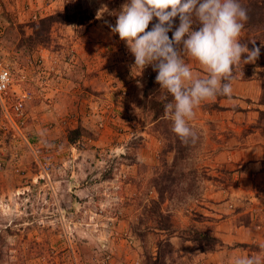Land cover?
Returning a JSON list of instances; mask_svg holds the SVG:
<instances>
[{
	"label": "rangeland",
	"instance_id": "374dc122",
	"mask_svg": "<svg viewBox=\"0 0 264 264\" xmlns=\"http://www.w3.org/2000/svg\"><path fill=\"white\" fill-rule=\"evenodd\" d=\"M128 2L0 0V63L11 73L14 89L19 86L31 95L20 117L8 108L14 94L6 109L0 107V264H143L147 254L155 255L157 242L169 235L154 231L161 221L146 212L156 198L152 179L173 158L142 105L150 70L141 72L134 65L126 43L109 27ZM63 11L84 13L91 24L77 26L75 20L55 26L54 49L28 52L16 26ZM156 22L154 18L147 30ZM23 31L30 34L26 26ZM252 41L241 32L240 42L249 50ZM259 46L264 61V46ZM187 63L197 69L191 58ZM255 63H242L233 72L244 80ZM257 68L264 79V66ZM158 93V99L167 101L164 89ZM212 104L202 102L195 109L189 124L199 131L201 143L179 161L186 179L175 197L160 206V213L169 216L176 264H204L214 255H219L218 264H229L232 258L264 264V246L255 240L257 232H264V198L257 194L240 201L228 195L221 202L225 217L239 219L229 218L222 231L233 237L229 245L203 231L220 244L211 254H198L195 244L184 241L187 231L198 229L177 225L181 219L199 220L217 205L208 202L210 190L223 195L228 190L224 186L248 175L247 166L232 170L233 155L242 147L236 149L235 141H227L231 138L216 139L212 123L209 140L221 151L203 150L204 132L193 122L200 113L216 115ZM77 127L81 138L68 144L67 133ZM253 141L262 140L256 136ZM44 163L50 167L48 179L39 175ZM187 187L189 195L181 191ZM248 223L256 232L251 245L236 241L245 237L239 227Z\"/></svg>",
	"mask_w": 264,
	"mask_h": 264
},
{
	"label": "clouds",
	"instance_id": "9594fccd",
	"mask_svg": "<svg viewBox=\"0 0 264 264\" xmlns=\"http://www.w3.org/2000/svg\"><path fill=\"white\" fill-rule=\"evenodd\" d=\"M177 17L179 24L174 29ZM154 18L157 22L147 30ZM248 19V9L239 0H130L122 6L115 25H109L133 54L134 65L141 72L151 66L157 73L156 83L171 95L165 113L182 143L197 139L189 124L195 109L217 96L230 99L233 69L259 58L260 46H255V41L251 50L240 42ZM194 22L198 30L193 29ZM242 54H246L243 61ZM185 56L207 75H194ZM234 264L255 261L238 258Z\"/></svg>",
	"mask_w": 264,
	"mask_h": 264
},
{
	"label": "trees",
	"instance_id": "16d2710c",
	"mask_svg": "<svg viewBox=\"0 0 264 264\" xmlns=\"http://www.w3.org/2000/svg\"><path fill=\"white\" fill-rule=\"evenodd\" d=\"M242 6L248 9L249 19L244 22V28L242 32L250 35L254 38L255 46L264 45V0H239ZM90 19L86 14H68L66 12H59L56 14L48 15L43 18H39L37 21H30L28 24H20L16 27L21 34L23 43L27 51L31 52L39 47L43 49H54L52 44L56 43L51 37L52 30L55 26L63 25L71 21H78L77 26L86 27L90 25ZM195 21V17H193ZM179 24L178 17L174 20V26ZM10 26H13L10 22ZM24 26L30 30L29 35L24 34ZM198 23L193 24V29L198 30ZM84 29V28H83ZM81 29V32H83ZM171 38V32L168 33ZM251 48L254 46L250 44ZM256 67L264 66V61L261 58L256 60ZM150 70V80L145 88L143 94L142 105L146 108L147 112L151 115V121L154 125V130L159 132L164 140L167 141L166 151L173 153L172 164L165 166L163 171L158 173L152 179V188L156 193V198L150 201V206L146 208V212L149 215L154 214L158 218V222L161 221L159 228H154V231L161 233H169L164 239H160L156 244V253L154 256L147 254L145 256L143 264H176V251L170 241L173 232L170 231L169 216L167 214L160 213V206L166 198L172 199L175 197L178 191H180L181 182L186 179V174L179 168V161L188 156L191 151H194L195 147L201 143V136L199 131L193 130L196 133L195 143H182L178 136L172 131V122L167 118L165 113V104L172 100L170 94L167 95V101L158 99L159 91L161 90L158 83L155 81L156 72L153 71L151 66H148ZM235 73L233 72V79ZM232 79V80H233ZM227 98L225 96H217V100ZM259 105L264 106V79L261 81V92L258 100ZM207 108V106H205ZM211 108L219 110L220 108L214 103ZM264 120V112H259V121ZM82 136L81 128L77 127L67 133L66 139L68 144H76ZM192 174H187L190 176ZM180 183V184H179ZM180 189H179V188ZM183 194L189 195L191 191L190 187L181 190ZM163 224V225H162ZM149 230V229H148ZM187 236L184 241L191 242L196 245L198 254H211L215 252L216 247L220 246L218 240L205 233L198 231H187Z\"/></svg>",
	"mask_w": 264,
	"mask_h": 264
},
{
	"label": "crops",
	"instance_id": "0c3cea01",
	"mask_svg": "<svg viewBox=\"0 0 264 264\" xmlns=\"http://www.w3.org/2000/svg\"><path fill=\"white\" fill-rule=\"evenodd\" d=\"M184 58L186 61H190L189 57L186 56ZM253 63L254 62H249L244 64L253 65ZM196 68L197 69L191 68L194 75H201L200 77L207 75L199 65H197ZM259 71V68L256 66L251 68L249 71H245V75H248L244 80L235 74L234 79L231 81L233 89L231 98H223L221 100L215 99L214 101H210L215 103L217 107L220 108L219 110L213 112L216 115L212 113H200L199 119L193 122L194 125L204 132V151H221V146L217 142L209 140L208 123H212V127L216 130V139L231 138V140L228 139L227 141H235L236 144L233 145H238L236 149H239L241 146L242 150L233 155V161L236 165L232 166L234 167L232 170L241 165L247 166L246 169L248 175H245L242 180L240 179V181L235 184H230L227 187L224 186V189L228 190L224 191L223 195L215 190H210L207 195V199H209L208 202L212 200L214 201L213 203L217 202V205H212L210 212L203 214V217H200L199 220L188 218L184 222V220L181 219L180 224L178 221L177 225L180 228H195L202 233H204L203 231L211 232L227 245H229V240L233 239V237L225 235L222 231H224V227L228 226L227 223L229 222V218L239 219V215L232 214L225 217L227 214V212L225 213L226 208H223L225 205L221 202H223L228 195L233 196L235 201H240L242 199L248 200L250 196L255 194L264 198V172L260 171L264 168V124H259L258 121L259 112H264V106L259 105L258 103L262 81V79L258 76L260 73ZM223 133H225L224 136L222 135ZM256 136H259L262 141H253V138ZM220 151H218V153ZM251 168L254 172L250 170ZM251 223H248L249 225L239 227V229L241 228L245 230V232H241L245 237L242 238L237 236V242L246 243L248 245L252 244L254 241L253 238H255L253 233L256 232L251 227ZM257 234L259 236L255 239L256 244L264 246V232H257ZM218 256L219 255L208 257V259L204 261V264H218L216 262L218 260ZM235 260V258H232V260L229 261V264H234Z\"/></svg>",
	"mask_w": 264,
	"mask_h": 264
},
{
	"label": "built area",
	"instance_id": "2783aa9c",
	"mask_svg": "<svg viewBox=\"0 0 264 264\" xmlns=\"http://www.w3.org/2000/svg\"><path fill=\"white\" fill-rule=\"evenodd\" d=\"M14 89L12 75L9 72L7 66L0 63V107L3 109L7 108L12 94H14V99L8 106V108L13 112L14 116H22L23 108L25 103L31 99L29 92L20 89L17 86ZM50 167L48 163H44L40 166L39 175L42 179L49 178Z\"/></svg>",
	"mask_w": 264,
	"mask_h": 264
}]
</instances>
